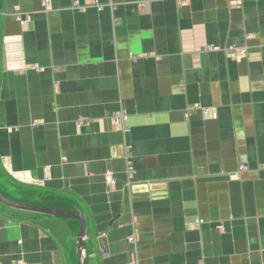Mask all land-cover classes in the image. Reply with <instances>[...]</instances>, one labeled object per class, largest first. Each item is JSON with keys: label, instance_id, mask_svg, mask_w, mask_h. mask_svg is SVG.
<instances>
[{"label": "crops", "instance_id": "1", "mask_svg": "<svg viewBox=\"0 0 264 264\" xmlns=\"http://www.w3.org/2000/svg\"><path fill=\"white\" fill-rule=\"evenodd\" d=\"M92 1L0 0V189L82 209L85 264H264V0ZM79 226L0 202V264Z\"/></svg>", "mask_w": 264, "mask_h": 264}, {"label": "water", "instance_id": "2", "mask_svg": "<svg viewBox=\"0 0 264 264\" xmlns=\"http://www.w3.org/2000/svg\"><path fill=\"white\" fill-rule=\"evenodd\" d=\"M0 202L11 206L13 208L41 213L45 215L55 216L65 219H76L80 221L79 231L76 236L77 241V254H78V264H85V255L87 251L86 233L88 227V221L85 212L76 207L74 209H67L63 207H53L37 203L23 202L12 199L0 191Z\"/></svg>", "mask_w": 264, "mask_h": 264}, {"label": "built area", "instance_id": "3", "mask_svg": "<svg viewBox=\"0 0 264 264\" xmlns=\"http://www.w3.org/2000/svg\"><path fill=\"white\" fill-rule=\"evenodd\" d=\"M92 2H95V0H93ZM81 3H77L78 7L79 8H82V6L80 5ZM110 6H112L113 8H115V4L113 3V1L111 0L110 1ZM146 4L145 3H139V6L143 7L145 6ZM103 5L100 6V8H102ZM15 9L17 10L15 15L16 17L21 21V23H23V20L22 18H25L26 20L29 19V16L27 15H24L23 12L20 11V9L18 7H15ZM210 49L212 50H215L216 47L214 45H211L210 46ZM226 52L229 54V55H234L235 57H239V56H247L248 55V48L247 46H236L234 44L232 45H229L227 48H225ZM26 69L23 68L21 69L22 71H24ZM209 113H215V109L214 108H209ZM112 118L115 122V124L118 126V127H121V128H124L125 129V132H128L130 129L129 127L126 125L128 119H129V115L128 113L125 111V110H120V111H116L112 114ZM84 119H81L80 123L83 122ZM130 169H132L131 167H129ZM245 168L244 165L241 166V170H243ZM106 179L110 180L112 183L115 182V178L113 176V174L111 172L107 173L106 175ZM201 223V220L197 219L196 222H195V225L198 226L200 225ZM128 241L132 242V243H136V236L135 235H132L128 238ZM135 249H136V246H135ZM129 264H140V261L137 259V258H134L132 259Z\"/></svg>", "mask_w": 264, "mask_h": 264}, {"label": "trees", "instance_id": "4", "mask_svg": "<svg viewBox=\"0 0 264 264\" xmlns=\"http://www.w3.org/2000/svg\"><path fill=\"white\" fill-rule=\"evenodd\" d=\"M0 191L3 194H5L6 196L10 197V195L8 193L2 191L1 189H0ZM21 192L24 193V197L23 198L20 197V198L21 199H25V200H23L24 202L37 203V204H42V205H47V206H53V207H63V208H67L64 205L65 202H63L61 200H52L51 198L48 200L46 197H42L44 195V193H38L37 194L35 191H21ZM39 198L42 199L43 201L42 200L40 201ZM44 202H46V203H44ZM74 208H76V206H73V209Z\"/></svg>", "mask_w": 264, "mask_h": 264}, {"label": "rangeland", "instance_id": "5", "mask_svg": "<svg viewBox=\"0 0 264 264\" xmlns=\"http://www.w3.org/2000/svg\"><path fill=\"white\" fill-rule=\"evenodd\" d=\"M16 9L14 8V11H13V14L15 15V13H16ZM21 11V10H20ZM21 12H23V11H21ZM24 13V15H27V16H29V19H30V14L29 13H25V12H23ZM16 16V15H15ZM17 18V17H16ZM28 19V20H29ZM19 20V19H18ZM22 20H23V25H25L27 22H28V20H26L25 18H22ZM20 21V20H19ZM21 22V21H20ZM211 46V45H210ZM210 46H209V49H210ZM228 47V46H227ZM227 47H225V48H227ZM225 48H224V50H225ZM248 48V47H247ZM212 50V49H211ZM226 51V50H225ZM227 53V52H226ZM209 108H213V107H202V110H203V112H204V115H206V116H209V115H211V116H213L214 114L211 112V113H209ZM106 175H107V173H106ZM106 175H105V178H106ZM115 178V177H114ZM106 181H107V183H109V184H113L110 180H108V179H106ZM2 204V203H1Z\"/></svg>", "mask_w": 264, "mask_h": 264}]
</instances>
